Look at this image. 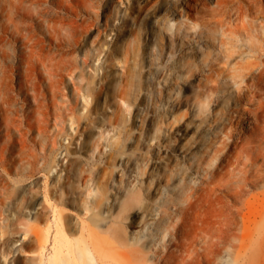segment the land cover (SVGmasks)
Wrapping results in <instances>:
<instances>
[{"label": "rangeland", "instance_id": "1", "mask_svg": "<svg viewBox=\"0 0 264 264\" xmlns=\"http://www.w3.org/2000/svg\"><path fill=\"white\" fill-rule=\"evenodd\" d=\"M137 1L0 0V78L10 84L8 108L0 113V264L10 257L9 264H36L40 250L50 253L53 206L72 240L80 238L81 222L92 227L96 219L124 229L125 245L111 239L114 249L124 250L141 234L161 232L163 216L174 222L187 205L186 226L221 240L217 264H231L230 240L238 241L245 203L260 241L254 258H264V141L258 130L248 132L242 123L227 138L234 144L252 140L250 148L230 154L246 168L241 162L219 181L209 180L218 158L209 146L225 134L210 119L211 109L224 105L239 119L253 107L245 97L229 104L219 92L203 107L195 98L199 82H209L206 73L228 61L221 45H209L222 30L215 35L213 22L188 18L181 0ZM256 21L264 28V20ZM31 43L33 63L26 69ZM242 48L237 59L254 51ZM243 88L264 98V71ZM239 185L244 189L237 191ZM33 200L38 204L29 218L23 204ZM7 245L15 249L6 256ZM150 253L156 255L155 246Z\"/></svg>", "mask_w": 264, "mask_h": 264}, {"label": "bare ground", "instance_id": "2", "mask_svg": "<svg viewBox=\"0 0 264 264\" xmlns=\"http://www.w3.org/2000/svg\"><path fill=\"white\" fill-rule=\"evenodd\" d=\"M181 1L188 8V18L213 22L214 29L210 30L215 35L217 30H222L220 36L216 35L214 37L213 41L215 42L209 45H221L228 60L226 65L219 70L215 69L206 73V78L209 79V82H199V89L195 95L199 105L203 107L204 99L208 100L209 103L210 101L212 103L215 102L216 98L214 99L213 95L215 92L221 93L229 104H235L245 97L253 105V107L245 111L246 116L239 119L230 115L224 105L211 109L212 115L210 119L217 123L221 131H225L224 135L218 134L215 136V143L219 141L218 144L212 143L209 146L210 151L208 152L218 157L215 162V170L211 172L209 179L214 183L220 180V175H225L229 172L230 166L232 168L241 167L240 163L242 161L237 158L235 160L231 159L230 154L233 151L240 153L252 145V140L242 143L237 141L234 144L232 139H227L233 137L237 131L236 127H240L242 123H245L248 132L258 130V139L264 141V133H262L264 132V98H252L248 96L247 90L243 88L246 87L249 79L264 71V28L255 26L256 20H264V0ZM127 6H131V4ZM144 6L145 3L141 8ZM205 15L207 17H204ZM195 24L193 23V26ZM204 29L201 31H204ZM192 33L195 36L196 32L192 31ZM242 35H245L247 39L239 44L237 40L239 37L242 38ZM242 44L245 45L246 50L254 51L249 53L248 57L244 59H237L236 56L241 55L243 52ZM34 46L35 44L31 43L29 52L25 55V60L28 63L26 69L33 63L29 56L33 52ZM190 58L197 60L196 55H191ZM25 74L27 76L29 72H25ZM28 79L26 77V80ZM0 80V113L2 115L3 110L8 108L10 84L4 75L1 76ZM220 80L223 82H219ZM56 81L58 79H51L49 86L53 88ZM33 86L35 104L39 109L41 107V97L35 83ZM5 120H7V117H5ZM8 124L9 121H7ZM39 127H41V123H39ZM19 129L23 136V129ZM24 132L26 131L24 130ZM246 136L244 134V138ZM229 143L234 145L233 149H229ZM4 146L5 143L3 142L0 146V156H2V148ZM261 146L264 147V142ZM56 163L57 159L55 158V163L49 168V172L55 167ZM242 163L243 168H246V162L243 161ZM246 178L247 175L244 173L242 181L245 182ZM250 183L253 184V180ZM242 189L244 187L239 185L237 191ZM36 204L38 203L33 200L29 204L30 206L26 208V202H24V213H27L29 218L33 215L32 210ZM243 206L247 210L240 208L242 210V227L239 231L238 241L237 243H232L230 240L232 247L231 256L233 258L231 264H264V258H254V255L258 253L257 243L260 241L252 235L253 227L251 225L253 218L250 214V206L245 203H243ZM186 210L187 205L180 209L174 222L167 220V215L163 216L164 219L159 224L161 232L156 235L147 236L146 233L141 234L136 238V243L132 247L130 245L124 250H116L111 239H115L118 243L125 245V231L121 226L107 222L100 224L96 219H93L92 227H88L81 222L79 228L80 238L72 240L63 227L64 220L61 219V210L53 206V220H55L56 231L52 239L49 237L50 243L52 242L51 250L47 256H44V253L40 250L36 264H146L150 259H152L151 264H169L171 263L170 259L174 261V264H217V255L224 247L223 242L218 238H213L210 233H203V227L196 229L186 226ZM117 219L122 220V213H118ZM171 231L173 234L169 236L168 233ZM234 236L237 237L236 232ZM263 239L264 236L262 237ZM197 241H202L201 250L196 245ZM160 242L164 245H159ZM153 246H155L156 255L150 253ZM260 248L264 251L263 247ZM11 249H15V247L13 248V245L11 247L9 245L4 246L1 253L7 256V254H10ZM244 256L245 259L242 261ZM7 259L4 264L12 263L11 257ZM23 264L30 263L24 262ZM226 264H229L228 261Z\"/></svg>", "mask_w": 264, "mask_h": 264}]
</instances>
